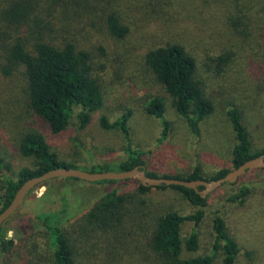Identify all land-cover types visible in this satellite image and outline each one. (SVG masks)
<instances>
[{"label": "rangeland", "instance_id": "rangeland-1", "mask_svg": "<svg viewBox=\"0 0 264 264\" xmlns=\"http://www.w3.org/2000/svg\"><path fill=\"white\" fill-rule=\"evenodd\" d=\"M92 1L96 6L92 13L73 17L54 7L53 1L42 0L46 19L62 27L63 36L73 38L93 56L104 106L92 113L90 125L83 130H79L77 117L80 108L70 127L60 134H53L30 109L24 70L20 68L9 76L2 73L5 52L0 39V157L5 164L0 194L7 179L16 180L23 168L34 167V160L19 151L22 137L31 131L41 133L61 161L83 168L125 160L123 136L103 129L101 118L106 116L114 122L128 110L132 111L131 143L148 154L149 171L160 176H188L200 167L204 177L211 178L219 170L231 168L236 136L228 112L233 108L242 115L253 151L264 149V0ZM110 13H116L129 27L125 39H115L108 33L106 17ZM171 43L183 45L196 58L204 92L214 104V113L200 124L198 135L176 112L172 98L145 63L150 50ZM220 58L227 62L220 64ZM154 97L165 99V118L171 124L168 139L162 144L161 120L148 115L145 108ZM81 184H52V196L57 194L47 204L38 202L47 194V184L34 188L0 233V237L14 239L17 246L0 264H54L46 241L38 233L43 227L35 216L40 211L51 215L60 211L64 207L62 193L78 202L81 209L70 229L68 226L77 264H166L167 260L150 244L158 216L169 211L189 216L200 210L204 216L197 228L199 249L190 252L184 244L183 259L212 254L213 220L220 214L240 249L237 264H264V169L248 173L233 186H220L208 195L209 206L202 209L172 189H154L140 195L136 180L115 185ZM244 184L253 187L252 195L244 203L228 202V195ZM113 190L126 201L105 217L106 225L91 226L87 231L76 226ZM194 228L193 221L183 225V241ZM222 260L219 252L214 264H222Z\"/></svg>", "mask_w": 264, "mask_h": 264}, {"label": "trees", "instance_id": "trees-1", "mask_svg": "<svg viewBox=\"0 0 264 264\" xmlns=\"http://www.w3.org/2000/svg\"><path fill=\"white\" fill-rule=\"evenodd\" d=\"M52 1L54 7L60 8L65 14L70 12L73 17L92 13L96 8L92 0H51V4ZM43 9L42 0H0V39L5 52L2 73L9 76L15 70L20 68L24 70L30 109L48 124L53 134H60L70 127L77 108L81 109L77 115L79 130H83L90 125L92 113L101 110L104 106L102 86L95 73L93 56L79 46L73 38L63 36V28L56 27L54 21L46 19V10L43 11ZM50 9L57 11V8L51 7ZM106 28L108 33L118 40L125 39L129 33V27L116 13L107 15ZM219 62L224 65L227 59L220 58ZM145 63L158 84L172 98V105L176 112L185 119L191 132L198 135L200 124L214 113V104L204 92L202 81L198 76L196 58L183 45L171 43L150 50L145 56ZM145 108L148 115L161 120L163 130L159 142L164 143L168 139L171 127L170 122L165 118V99L154 97ZM228 116L236 136V145L232 151V167L219 170L211 178L204 177L200 167H196L188 176H160L149 171L146 159L148 154L134 148L131 143L129 126L132 117L131 110L124 112L114 122H110L106 116L101 118L103 129L120 132L126 142L127 156L119 163L83 168L61 161L41 133L28 132L20 141L19 151L24 157L34 160V167L23 168L16 180L7 179L0 194V214L10 206L24 183L57 168H74L98 173L124 172L143 166L146 168L147 175L152 178H177L190 181H213L224 178L229 172L247 161L264 155V149L259 152L253 151L250 133L238 109L229 110ZM4 168V160L0 157V178L3 176ZM61 181L63 184L77 185L85 182L74 178L47 182V194L38 202L50 203L57 194L52 196L54 187L51 185ZM122 182L102 181L93 184L115 185ZM137 184V192L140 195H146L154 189H172L180 193L194 207L202 209L209 206V198H203L195 190L180 186L145 187L138 181ZM224 185L233 186L229 183ZM203 189V187L200 188V190ZM253 191L252 186L244 184L238 191L229 194L227 201L244 203ZM28 199L29 195L24 203ZM60 199L64 207L55 215L40 211L35 216L37 223L43 227V230L38 233L46 241V248L52 253L54 264H77L69 225L79 217L81 209L78 208V202L71 201L65 193H62ZM124 201L126 198L113 190L102 202L82 216L80 223L76 226L87 231L91 226L100 227L101 223L106 225L105 217L111 216L114 209L121 208ZM203 216L202 210L189 216L173 211L158 216L150 244L167 260L166 264H214L215 255L219 252L223 256L222 264H237L240 249L228 233L226 221L220 214H216L213 220L215 241L212 254L191 259L181 257L184 244L188 251H198L197 228ZM13 217L0 227V233ZM187 221H193L195 228L190 237L183 241L182 227ZM16 248L14 239L7 240L5 236L0 237V263Z\"/></svg>", "mask_w": 264, "mask_h": 264}, {"label": "water", "instance_id": "water-1", "mask_svg": "<svg viewBox=\"0 0 264 264\" xmlns=\"http://www.w3.org/2000/svg\"><path fill=\"white\" fill-rule=\"evenodd\" d=\"M264 169V155L251 159L241 165L239 168L229 172L224 178L213 181L206 180H183L177 178H152L147 175L146 168L138 166L132 170L124 172H98L92 173L80 169L57 168L51 170L44 175L28 180L18 190L14 200L10 206L0 214V227L9 221L20 209L29 193L36 187L47 184L55 179H80L89 183H97L102 181H125L136 180L145 187H160V186H180L187 189L195 190L203 198H207L209 194L224 184H235L243 176L248 173ZM203 187V190L200 188Z\"/></svg>", "mask_w": 264, "mask_h": 264}, {"label": "clouds", "instance_id": "clouds-1", "mask_svg": "<svg viewBox=\"0 0 264 264\" xmlns=\"http://www.w3.org/2000/svg\"><path fill=\"white\" fill-rule=\"evenodd\" d=\"M9 235H11V233H9Z\"/></svg>", "mask_w": 264, "mask_h": 264}]
</instances>
